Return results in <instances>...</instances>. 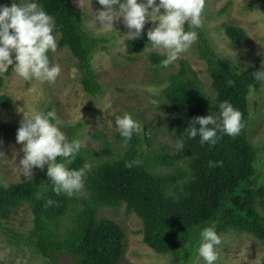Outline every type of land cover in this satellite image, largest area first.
Listing matches in <instances>:
<instances>
[{
    "label": "trees",
    "instance_id": "obj_1",
    "mask_svg": "<svg viewBox=\"0 0 264 264\" xmlns=\"http://www.w3.org/2000/svg\"><path fill=\"white\" fill-rule=\"evenodd\" d=\"M8 1L13 0H0V4ZM37 3L54 19V31L59 35L56 49L66 48L76 60L83 90L91 96L99 94L102 87L91 57L96 50L105 49L106 40L85 30L84 15L70 0ZM223 28L232 44L245 37L244 30L232 23H224ZM147 42L145 35L129 39L126 45L139 55L148 47ZM198 52L210 78L208 91L184 61H180L162 90L164 114L173 122L171 138L176 145L191 118L216 112L223 100L241 112L242 127L237 135L218 132L215 144H201L198 135H185L183 146L170 154L165 148L153 147L148 125L142 135L134 133L127 143L116 133L121 149L103 140L101 151L80 147L66 162L68 168H81L88 164L86 154L96 158L89 164L90 170L84 169L80 196L55 193L46 167L22 183L7 185L0 179V227L26 205L33 216L28 238L49 260L48 264H56L51 256L55 252L70 254L73 264H127L126 233L118 223L99 215L105 207L124 206L127 213H134L141 221L137 234L158 254L183 249L186 256L197 244L199 230L208 225H214L218 234L236 231L264 242V185L258 184L257 151L248 135L249 96L263 83L251 74L261 67L262 58L248 68L231 66L216 54L201 32ZM50 55L49 50V58ZM162 58L157 52L148 54L154 72L170 66H161ZM2 84L0 77V87ZM12 106L9 96H0L1 108ZM15 129L0 120L2 139L15 135ZM78 130V125L69 128L70 140ZM208 161H213L214 166H209ZM65 218L70 225L63 226Z\"/></svg>",
    "mask_w": 264,
    "mask_h": 264
},
{
    "label": "rangeland",
    "instance_id": "obj_2",
    "mask_svg": "<svg viewBox=\"0 0 264 264\" xmlns=\"http://www.w3.org/2000/svg\"><path fill=\"white\" fill-rule=\"evenodd\" d=\"M70 1L83 13L85 30L92 36L106 40L105 49L96 50L91 57V65L102 91L91 96L83 90L76 60L66 48L50 50V63H56L60 67V73L54 81L35 78L24 80L9 65L8 70L0 72V77L3 78L0 96H9L13 106L9 109L0 107V120L11 128H16L21 119L17 108L25 106L43 111L54 110L56 116L64 122L62 131L69 140V128L79 126L75 138L80 139L81 148L101 151L104 147L103 140H106L114 149H121L122 144L115 137L118 132L114 117L127 111L140 124L141 135L145 125H148L156 150L165 148L173 154L179 148L171 138L173 122L164 114L162 90L168 84L169 76L179 68L180 61H184L208 91L210 78L206 64L199 58L198 52L200 32L216 54L229 65L248 68L259 62L258 57H261V64L264 66V0H205L201 13L202 24L195 29L197 39L169 67L160 72L151 69L148 54L157 52L163 55V52L148 46L139 55L132 53L126 45L129 40L125 35L128 29L123 25L122 18L113 21L114 29L111 31L99 29L90 13L91 10L95 14V10L102 7L97 0H91L90 5L88 0ZM12 2L2 4L10 6ZM227 22L244 30L245 37L240 43L232 44L228 39L223 28V24ZM151 24L152 22L145 23L139 37L146 35ZM187 27L186 23L185 28ZM58 37L57 34V40ZM153 99L161 104L150 103ZM249 110L248 135L257 151L255 166L258 169V184L264 185V81L260 89L249 96ZM23 143V140L17 141L15 135H11L8 140L0 136V179L7 185L22 183L42 170L33 167L31 178L23 176L18 168L21 167L19 157L22 155L20 146ZM86 158L88 171L91 169L89 164L96 162V158L89 153ZM73 195L80 196V191ZM99 215L115 221L126 233L127 264H203L195 252L196 244L186 256L183 249L170 254L153 251L137 234L141 229L140 219L134 213H127L124 206L117 209L102 208ZM64 225H70L68 218L63 220ZM32 228L33 216L26 205L17 209L10 220L3 222L0 227V264L49 263L28 238ZM218 235L221 242L217 245L216 264H264V242L236 231ZM51 256L56 264H73L70 254L55 252Z\"/></svg>",
    "mask_w": 264,
    "mask_h": 264
},
{
    "label": "clouds",
    "instance_id": "obj_3",
    "mask_svg": "<svg viewBox=\"0 0 264 264\" xmlns=\"http://www.w3.org/2000/svg\"><path fill=\"white\" fill-rule=\"evenodd\" d=\"M90 2L88 0L89 5ZM97 3L102 7L97 8L95 14L89 10L99 29L111 31L114 29L113 21L122 18L123 25L128 29L125 35L128 39H135L145 23L152 22L146 31V46L163 52L159 64L166 67L197 39L195 29L202 24L205 0H97ZM54 29L51 13L37 0H13L10 6L0 4V72L12 65V71L24 80L54 81L60 73L59 65L50 63L48 56V51L57 47ZM251 75L257 81H264V67L261 65ZM150 103L161 104L155 99ZM17 112L21 119L15 129V139L24 141L20 146L21 167H18L23 176L31 178L33 167L44 169L46 165V176L52 182L55 193L70 196L81 190L84 169L88 164L81 168L65 166L79 151L80 139L74 137L69 140L65 136L62 131L64 122L54 110L23 106L17 108ZM114 124L124 143L141 131L140 124L127 111L115 115ZM241 127V112L228 100H223L218 103L216 112L191 118L178 136L176 146H183L185 135L187 138L198 135L201 144H215L218 132L234 137ZM57 157L62 159L57 160ZM208 164L214 166L213 161H208ZM126 166H130L127 161ZM198 237L196 254L203 264H216L217 245L221 241L214 225L202 227Z\"/></svg>",
    "mask_w": 264,
    "mask_h": 264
}]
</instances>
